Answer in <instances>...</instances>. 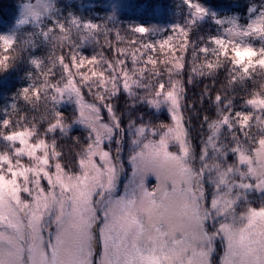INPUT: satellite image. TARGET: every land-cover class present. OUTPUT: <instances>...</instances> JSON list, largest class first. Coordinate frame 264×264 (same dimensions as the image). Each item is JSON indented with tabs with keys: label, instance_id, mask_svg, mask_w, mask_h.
Instances as JSON below:
<instances>
[{
	"label": "snow or ice",
	"instance_id": "6c2138e0",
	"mask_svg": "<svg viewBox=\"0 0 264 264\" xmlns=\"http://www.w3.org/2000/svg\"><path fill=\"white\" fill-rule=\"evenodd\" d=\"M181 3L183 22L133 25L138 39L129 41L114 31V49L113 28L72 12L61 20L57 0L18 5L14 27L0 34V71L21 44L51 46L47 63L29 58L36 75L17 93L33 109L43 102L46 127L21 117L15 101L0 116V264H264V83L240 110L234 96L205 90L214 112L202 115L197 151L180 78L189 51L193 76L230 65L233 92L264 77V2L247 19ZM206 22L216 31L197 43L193 32ZM101 37L114 58L84 55ZM121 94L168 121L125 124ZM76 126L83 137L71 135ZM68 138L72 157L58 142Z\"/></svg>",
	"mask_w": 264,
	"mask_h": 264
},
{
	"label": "trees",
	"instance_id": "16d2710c",
	"mask_svg": "<svg viewBox=\"0 0 264 264\" xmlns=\"http://www.w3.org/2000/svg\"><path fill=\"white\" fill-rule=\"evenodd\" d=\"M23 2H25V0H0V29L10 31L14 27V21L18 17V5ZM202 2L205 6L216 11L220 16L239 15L247 19L249 13L246 9L252 4L258 6L260 3L264 2V0H202ZM57 7L62 9L60 15L61 20H64L69 12H72L85 20H92L102 25L107 24L110 28H113V33L109 34V40L112 42L113 49L118 43L114 37V31L118 30L124 41L135 40L138 39L137 36L129 31V28L133 25H139L140 22L155 19L170 27L174 22H183V17L186 15L181 0H129V8L122 9L115 13L117 19L113 23H109V21L105 19L107 16H111L113 12L104 4V0H57ZM26 28H28V26H26ZM28 30L31 29L28 28ZM215 31L216 27L214 23L206 22L198 29L194 30L192 39L199 43L197 37L207 36L215 33ZM19 33V39L21 41L28 38L25 29L19 30ZM158 38L159 37H154V39ZM119 46L131 47V45L126 42L119 44ZM50 51V45L38 43L37 47L25 50V46L21 44L20 49L14 54L16 58L11 67L7 71H0V116H3V109L15 101L18 105L19 115L21 117H27L28 120H32L34 117L41 131L46 127V122H41V117L46 113L43 102L33 109V107L24 102L17 93L20 89L29 85L30 81L27 78V73L29 71H33L34 77L36 75L29 64V58L38 56L43 58L45 63H47ZM102 51L106 52L109 59L114 58V52L107 49L104 37L100 38L99 44L90 45L82 49L83 54L88 56ZM60 52V49L56 50L57 55H59ZM202 59L201 57L197 63L202 62ZM191 66V51H189L188 57L186 58L185 70L180 78L183 79L186 88L185 103L187 107L185 111L187 116L190 117L189 127L192 131L193 143L197 146V151H199L202 115L205 112H214V108L209 107L210 102L206 98L203 102L201 101V97H206L207 95L205 90L207 89L213 96L217 92L221 94L226 92L229 97L234 96L236 109L240 110L247 91L258 89L260 83H264V77H258V82L256 84L249 82L246 89L236 87L233 92V90L227 86L228 69L230 65H226L222 68L215 77L193 76L190 72ZM161 71H163L162 66ZM189 79H191V83H189ZM132 104L133 101H131L126 94H121L116 101L117 109L123 114L125 124L128 122L129 118L136 119L140 115H143L146 121L151 120L153 123H156L158 120L167 122L169 119L166 111L154 114V111L146 105L136 103L135 107H132ZM72 108L73 106L68 104L62 106V110L66 112L72 111ZM71 135L83 137L84 131L80 127H74ZM58 142L70 157L74 155V145L71 138L60 139ZM3 148V142H0V150H3ZM229 159L231 160V157ZM122 182H124V180H122ZM253 199H255L253 206H257L259 203L258 198L254 195Z\"/></svg>",
	"mask_w": 264,
	"mask_h": 264
},
{
	"label": "rangeland",
	"instance_id": "374dc122",
	"mask_svg": "<svg viewBox=\"0 0 264 264\" xmlns=\"http://www.w3.org/2000/svg\"><path fill=\"white\" fill-rule=\"evenodd\" d=\"M104 4L107 5L113 12V5H117L116 9H115V13H117L118 11L122 10V9H127L129 8V0H104ZM140 24H145V25H153V24H157V25H161L162 27L168 28L169 26L167 24H164L158 20H149V21H143L140 22ZM9 31H4L2 29H0V34H7ZM79 127V126H76ZM122 180H124V182H126L125 179L122 178ZM154 179L152 180L151 183H154ZM123 184V182H122Z\"/></svg>",
	"mask_w": 264,
	"mask_h": 264
}]
</instances>
